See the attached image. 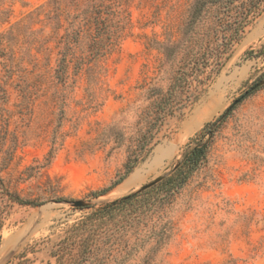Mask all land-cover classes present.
Wrapping results in <instances>:
<instances>
[{
	"label": "rangeland",
	"instance_id": "rangeland-1",
	"mask_svg": "<svg viewBox=\"0 0 264 264\" xmlns=\"http://www.w3.org/2000/svg\"><path fill=\"white\" fill-rule=\"evenodd\" d=\"M192 1L0 0V264H56L86 215L167 172L223 113L205 162L169 202L136 226L102 233L133 242L131 233L167 221L169 238L146 264H264V10L124 175L145 91H164L178 65L160 69L159 44L180 39ZM129 180L135 185L115 191ZM148 247L106 264H143Z\"/></svg>",
	"mask_w": 264,
	"mask_h": 264
},
{
	"label": "trees",
	"instance_id": "trees-1",
	"mask_svg": "<svg viewBox=\"0 0 264 264\" xmlns=\"http://www.w3.org/2000/svg\"><path fill=\"white\" fill-rule=\"evenodd\" d=\"M264 10V0H193L181 26V37L176 42L159 44L164 59L160 69L168 64H178L167 88L148 87L145 98L149 101L142 112V127L135 146L125 163L124 175L142 159L158 142L157 134L168 117L183 114L202 91V85L226 62L233 43L240 37L246 25ZM205 19H208L205 20ZM207 21L196 30V25ZM225 114H220L203 127L185 144L181 157L151 186L132 191L104 203L86 215L68 233L56 250V264H106L108 258L126 257L139 244L149 243L142 262L146 264L169 238L171 227L167 221L155 222L147 233H102L136 226L148 215L154 214L186 183L188 178L206 160L212 137ZM122 177L114 183H118ZM19 203L27 201L15 196ZM119 215V218L116 216ZM111 223L110 226H105ZM112 226V227H111ZM103 227V228H102ZM130 234V233H129ZM119 237V238H118ZM116 241V243H115ZM100 243L102 247H98ZM115 243L114 247L111 245ZM104 246V248H103ZM101 251L100 258L94 255Z\"/></svg>",
	"mask_w": 264,
	"mask_h": 264
},
{
	"label": "water",
	"instance_id": "water-1",
	"mask_svg": "<svg viewBox=\"0 0 264 264\" xmlns=\"http://www.w3.org/2000/svg\"><path fill=\"white\" fill-rule=\"evenodd\" d=\"M261 83H262V82H258V83H256V84H254V85H253L248 91H246L243 95H241L239 98H237L236 100H234L233 103L230 105V108L233 107L235 104H237V103H238V102L244 97V95H246L248 92H250V91L256 89ZM160 177H161V176H160ZM160 177H158L157 179L151 181V182L148 183V184L143 185L140 189L145 188V187H148V186H151L152 184H154L155 182H157V181L160 179ZM74 205H76V206H80V205H82V202H80V201H75V202H74Z\"/></svg>",
	"mask_w": 264,
	"mask_h": 264
},
{
	"label": "bare ground",
	"instance_id": "bare-ground-1",
	"mask_svg": "<svg viewBox=\"0 0 264 264\" xmlns=\"http://www.w3.org/2000/svg\"><path fill=\"white\" fill-rule=\"evenodd\" d=\"M215 93V92H214ZM223 98V97H222ZM214 100V99H213ZM222 100L219 98L217 103L215 104V106L213 107L212 111H214L218 106H220L222 104ZM211 105V104H210ZM213 106V105H212ZM221 107V106H220ZM210 111V110H209ZM211 112V111H210ZM135 185L134 182L132 180H129L127 182H125L123 185L117 187L115 189L116 192L121 193L123 191H125L126 189H128L130 186Z\"/></svg>",
	"mask_w": 264,
	"mask_h": 264
}]
</instances>
